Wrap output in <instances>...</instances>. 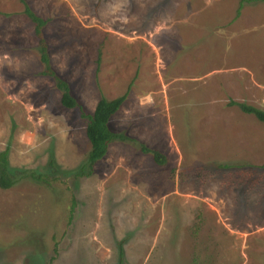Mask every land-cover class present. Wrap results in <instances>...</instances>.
<instances>
[{"label":"rangeland","instance_id":"obj_1","mask_svg":"<svg viewBox=\"0 0 264 264\" xmlns=\"http://www.w3.org/2000/svg\"><path fill=\"white\" fill-rule=\"evenodd\" d=\"M26 1L82 111L129 86L109 126L166 160L116 140L79 174L86 119L0 0V264H264V122L229 105L264 110V0Z\"/></svg>","mask_w":264,"mask_h":264},{"label":"trees","instance_id":"obj_2","mask_svg":"<svg viewBox=\"0 0 264 264\" xmlns=\"http://www.w3.org/2000/svg\"><path fill=\"white\" fill-rule=\"evenodd\" d=\"M23 5L22 13L29 19L33 24V34L36 38V47L39 53V60L43 64V70L39 72L42 76L50 77L54 80L55 88L60 92L59 103L61 106L67 109L77 108L81 111V116L86 119L85 124V136L89 142V149L87 151V162L81 166L82 174L85 170V175L89 176L94 171V165L97 161L102 159L106 152L107 146L112 141H125L131 140L139 144V149L142 153H149L152 156L154 162L158 165L165 163V156L155 149H151L144 145L140 141H136L132 137H128L122 132H114L109 126L111 117L117 112L123 101L125 100L129 86L126 91L113 99H106L101 97L97 100L92 112L84 113L82 111V105L77 102V99L71 92L68 82L59 75L55 70H53L50 64L49 57V46L44 38L43 28L48 23L47 18H41L38 16L29 6L26 0H19ZM248 0H239L238 7L236 9V15L238 16L240 10L243 6V2ZM229 105L237 106L243 113L253 115L258 121L264 122V110L255 107L244 102L229 101ZM51 167V165H49ZM228 167V166H225ZM51 171H53L51 169ZM51 174H55L52 173ZM84 174V173H83ZM27 175L34 180L47 181V175L45 174H34L33 172L27 173ZM21 176H24L21 175ZM20 177V176H19ZM16 178H14V172L9 169L7 149L0 151V188L8 189L15 183ZM74 204V200L72 201ZM121 244V242L119 243ZM119 259L122 257L121 248L118 252Z\"/></svg>","mask_w":264,"mask_h":264}]
</instances>
